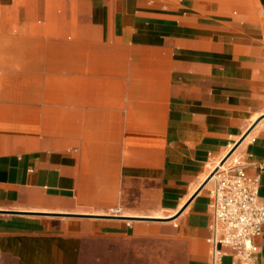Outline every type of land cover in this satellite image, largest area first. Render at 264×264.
Returning a JSON list of instances; mask_svg holds the SVG:
<instances>
[{
	"label": "crops",
	"instance_id": "1",
	"mask_svg": "<svg viewBox=\"0 0 264 264\" xmlns=\"http://www.w3.org/2000/svg\"><path fill=\"white\" fill-rule=\"evenodd\" d=\"M235 161L264 202V0H0V264L105 239L211 264Z\"/></svg>",
	"mask_w": 264,
	"mask_h": 264
},
{
	"label": "built area",
	"instance_id": "2",
	"mask_svg": "<svg viewBox=\"0 0 264 264\" xmlns=\"http://www.w3.org/2000/svg\"><path fill=\"white\" fill-rule=\"evenodd\" d=\"M234 167L235 174L229 175L223 170L213 176L212 235L208 239L211 264H220L226 255L222 246L230 249V256L237 264H258L255 239L264 233L260 182L258 178L248 177L238 161ZM118 214L120 210L115 209L114 215Z\"/></svg>",
	"mask_w": 264,
	"mask_h": 264
},
{
	"label": "rangeland",
	"instance_id": "3",
	"mask_svg": "<svg viewBox=\"0 0 264 264\" xmlns=\"http://www.w3.org/2000/svg\"><path fill=\"white\" fill-rule=\"evenodd\" d=\"M113 209L117 208L113 206ZM161 247L158 245L155 248L154 244L144 242L91 240L85 246L81 264H177L176 256L159 255ZM166 249L169 247L166 246Z\"/></svg>",
	"mask_w": 264,
	"mask_h": 264
},
{
	"label": "bare ground",
	"instance_id": "4",
	"mask_svg": "<svg viewBox=\"0 0 264 264\" xmlns=\"http://www.w3.org/2000/svg\"><path fill=\"white\" fill-rule=\"evenodd\" d=\"M114 214H115V209L111 210V213L108 214V215H109V216H112V215H114Z\"/></svg>",
	"mask_w": 264,
	"mask_h": 264
},
{
	"label": "water",
	"instance_id": "5",
	"mask_svg": "<svg viewBox=\"0 0 264 264\" xmlns=\"http://www.w3.org/2000/svg\"><path fill=\"white\" fill-rule=\"evenodd\" d=\"M216 173V172H215ZM215 173L211 176V178L210 179H212L213 178V176L215 175Z\"/></svg>",
	"mask_w": 264,
	"mask_h": 264
}]
</instances>
